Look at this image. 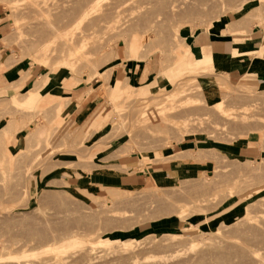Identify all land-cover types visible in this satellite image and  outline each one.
Here are the masks:
<instances>
[{"label":"rangeland","instance_id":"obj_1","mask_svg":"<svg viewBox=\"0 0 264 264\" xmlns=\"http://www.w3.org/2000/svg\"><path fill=\"white\" fill-rule=\"evenodd\" d=\"M94 1L0 0L13 53L0 71L44 69L0 88V264H264V83L207 89L212 57L191 47L264 30V0H120L104 18L116 0ZM124 60L144 71L115 78ZM59 69L90 88L46 108ZM130 152L138 167L116 165ZM87 173L99 182L78 185Z\"/></svg>","mask_w":264,"mask_h":264},{"label":"crops","instance_id":"obj_2","mask_svg":"<svg viewBox=\"0 0 264 264\" xmlns=\"http://www.w3.org/2000/svg\"><path fill=\"white\" fill-rule=\"evenodd\" d=\"M6 14L7 13L4 10H0V62L2 63L6 62L13 55L11 48L6 42L10 31V24ZM237 45L249 50L255 49V52L248 53L241 57H235L233 55V50ZM191 47L194 51H202L204 49L205 52L210 54L212 57L214 64L213 72L200 75V81L207 89L221 91L223 87L229 86L232 81L239 78H246L253 82L264 83V30L258 29L249 33L230 32L219 35L212 34L210 32L205 37L194 39L192 41ZM138 66L140 65L129 62L128 60H124L118 66L115 78H128L131 74H136L138 70L140 73H142L144 69L142 67L138 68ZM43 71V68L31 66L28 61H20L14 66L0 71V88H9V86L13 83H17L20 89L23 86L28 87L35 82V80L42 74ZM63 73L64 70L60 69L52 73L48 72V76L53 79L54 85L52 84L53 87H51L50 90L45 94L46 98L44 100V104H46V108L52 106H62L64 104V106H66L68 99L70 101H76L84 89L90 88V86L87 85L79 86L74 77L62 75ZM151 80L152 79H150V81ZM138 82H140V80ZM141 88L143 91L149 90V88H146L145 86H141ZM90 105V108L94 110L98 103L96 104V100L93 99ZM104 107L105 106H102V111ZM85 111L86 110H84L82 114H84ZM191 143V141L186 142L185 140L181 144L177 143L176 146L180 147L183 145L184 147V145ZM110 146L113 145L111 144ZM173 147H175V145ZM173 147H171V150L174 149ZM106 148L103 149V152L107 150ZM92 151L95 152L94 154L96 155L99 153L97 152V148L92 149ZM158 158H160V156L154 153V159ZM139 161V155L135 154L134 152H130L127 154H122L120 157H118L116 165L135 168L139 166ZM159 165V163L154 162L151 163L149 167L156 171L164 169ZM176 168L177 169L175 170V173L180 172L178 165H176ZM121 177L122 176H120V178ZM83 178H87V183L99 182V179L97 180V178L92 174L87 173L78 177L76 183L80 185L79 182H82L80 180Z\"/></svg>","mask_w":264,"mask_h":264},{"label":"bare ground","instance_id":"obj_3","mask_svg":"<svg viewBox=\"0 0 264 264\" xmlns=\"http://www.w3.org/2000/svg\"><path fill=\"white\" fill-rule=\"evenodd\" d=\"M98 1L100 2V0H96V1H94L93 4L90 3V5L92 6V8H94V7L99 3ZM101 1H102V0H101ZM121 1H123V0H121ZM123 2L125 3V1H123ZM126 2H127V1H126ZM86 3H87V2H86ZM110 4H113V5H111L109 9L107 8V11L104 13V15L102 14L103 17H100V18H104V16L106 17L107 15L110 14V12L113 13L112 10H114V11H118V8H119V6H120V0H116V2H114V3H110ZM87 5H88V4H87ZM104 5H105V4H104ZM124 5H125V4H124ZM122 6H123V4H122L120 7H122ZM140 6H141V4H140ZM84 7H86V6H84ZM87 7H88V6H87ZM87 7L85 8L86 10H82L81 15H84V16H85V14H86L87 12H89L88 10H90V9H89L90 7H88V9H87ZM97 7H98V6H97ZM92 8H91V9H92ZM94 9H95V8H94ZM121 9H122V8H121ZM96 10H97V9H96ZM96 10H95V11H96ZM98 10H99V9H98ZM83 11H85V13H84ZM95 11H94V12H95ZM101 11H102V10H101ZM95 13H96V12H95ZM114 13H115V12H114ZM90 14H91V11H90ZM120 15H121V14H120ZM100 16H101V15H100ZM90 17H91V16H90ZM112 17H113V16H112ZM115 17H116V16H115ZM115 17H114V18H115ZM117 17L119 18V16H117ZM75 18H76V17H75ZM78 18L80 19V16H79ZM97 18H98V16H97ZM108 18H109V17H108ZM110 18H111V16H110ZM63 20H64V19H62V21H63ZM97 20H98V19H97ZM110 20H111V19H110ZM89 21H90V19H89ZM100 21H102V20L100 19ZM104 21H105V20H104ZM98 22H99V21H98ZM102 22H103V21H102ZM60 23H61V22H60ZM90 23H91V22H90ZM50 24H51V23H50ZM64 24H65V23H64ZM64 24H62V25H64ZM91 24H92V23H91ZM95 24H96V23H95ZM106 24H107V23H106ZM57 25H58V24H57ZM59 25H61V24H59ZM54 26H55V25H54ZM67 26H68V25H67ZM91 26H92V25H91ZM105 26H106V25H105ZM65 27H66V26H65ZM99 27H100V26H99ZM107 27H108V26H107ZM115 27H116V26H115ZM70 28H71V27H70ZM52 29H54V28H52ZM59 29H60V28H59ZM62 29H63V28H62ZM62 29H61L58 33H60V32L62 31ZM67 29H68V28H67ZM88 29H89V28H88ZM116 29H117V28H116ZM57 30H58V28L56 29V31H57ZM63 30H64V29H63ZM65 30H66V29H65ZM65 30H64V31H65ZM84 30H85V29H84ZM86 30H87V29H86ZM110 30H111V29H110ZM44 31H45V30H44ZM51 31H52V30H51ZM65 32L67 33V31H65ZM89 32H90V31H89ZM61 33H62V36H63V32H61ZM61 33H60V35H61ZM53 34H54V32H53ZM98 34L101 35V33H98ZM109 34H110V33H109ZM60 35H57V36L60 37ZM85 35L87 36V34H85ZM106 35H107V34H106ZM106 35H105V36H106ZM49 36H50V35H49ZM62 36H61V37H62ZM70 36H71V35H70ZM55 37H56V36H55ZM64 37L66 38L67 35H65ZM72 37H73V36H72ZM88 37H89V36H88ZM113 37H114V36H113ZM48 38H49V37H48ZM52 38H53V37H52ZM75 38L78 39L77 36H76ZM79 38H80V37H79ZM83 38H84V36H83ZM103 38H104V37H103ZM53 39H55V40H53ZM53 39L50 38L49 43H48V42H46V43L44 42V43H45L44 46H43V44H41V45L43 46V49H42L41 47H40V48H41V50H44L43 55L45 54V55H44V58H42L41 60H43V61H44V60H47L46 57L49 56V55L47 56V52H48V49L50 48V44H51L50 42H52V43H53V41L56 42L57 37H56V38H53ZM66 39L70 40L69 37H67ZM66 39H65V40H66ZM76 39H75V41H77ZM81 39H82V38H81ZM52 40H53V41H52ZM63 40H64V39H63ZM68 40L64 41V42H65L64 45H65L66 47L69 46L68 44L70 43ZM44 41H45V40H44ZM46 41H47V40H46ZM67 41H68V43H67ZM73 41H74V40H73ZM75 41H74V47H71V45H70V47L72 48L73 51H75V50H74V49L76 48L75 45L77 44V43L75 44ZM83 41H84V40H83ZM59 42H60V41H59ZM61 42H62V41H61ZM81 42H82V41H81ZM72 43H73V42H72ZM79 44H82V45H83V42L80 43V41H79ZM65 46H64V47H65ZM78 46H79V45H78ZM59 47H60V46H59ZM67 48H68V47H67ZM73 48H74V49H73ZM77 48H78V47H77ZM77 48H76V49H77ZM57 50H58V49H57ZM62 50H63V49H62ZM64 51H65V50H64ZM67 51H70V50H67ZM78 51H79V50H78ZM70 52H71V51H70ZM41 53H42V52H41ZM57 53H58V52H57ZM66 53H67V52H66ZM72 53H73V52H71V54H72ZM85 53H86V52H85ZM90 53H91V52H90ZM61 54H62V52H61ZM66 55H67V54H65L64 57H68V56H66ZM58 56H60V55L58 54ZM83 56H84V55H83ZM84 57H85V56H84ZM112 57H113V56H112ZM203 58H206V56L203 57ZM203 58H201V59H203ZM52 60H53V59H52ZM61 60H62V59H61ZM61 60H60V61H61ZM102 62H103V61H102ZM108 62H109V61H108ZM53 64H54V63H53ZM68 64H69V63H68ZM104 64H105V63H104ZM86 65H87V64H86ZM89 65H90V63H89ZM98 65H99V64H98ZM70 66L73 68V67H74V64H72V62H71V63H70ZM75 66H76V64H75ZM75 69H76V68H75ZM199 70H200V69H199ZM109 74H110V73H109ZM38 81H39V83H40V79H39ZM38 81H37V82H38ZM36 84H37V83H36ZM16 86H17V85H16ZM39 86H40V85L38 84V87H39ZM41 86H42V84H41ZM109 88H110V87H109ZM34 89H35V88H34ZM26 94H27V93H26ZM15 96H16V95H15ZM13 97H14V96H13ZM13 99H15V98H13ZM155 103H156V102H155ZM162 103H163V102H162ZM157 104H158V103H157ZM54 107H55V106H54ZM149 108H150V107H149ZM160 110H161V109H160Z\"/></svg>","mask_w":264,"mask_h":264}]
</instances>
